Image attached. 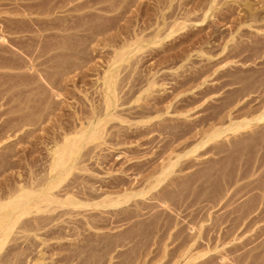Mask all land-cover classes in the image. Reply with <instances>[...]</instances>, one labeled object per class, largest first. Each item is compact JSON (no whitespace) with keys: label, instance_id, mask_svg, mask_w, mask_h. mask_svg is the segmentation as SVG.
Instances as JSON below:
<instances>
[{"label":"rangeland","instance_id":"374dc122","mask_svg":"<svg viewBox=\"0 0 264 264\" xmlns=\"http://www.w3.org/2000/svg\"><path fill=\"white\" fill-rule=\"evenodd\" d=\"M136 42L113 111L130 122L53 191L125 202L25 214L1 264H264V0H0V202L47 176Z\"/></svg>","mask_w":264,"mask_h":264},{"label":"bare ground","instance_id":"6f19581e","mask_svg":"<svg viewBox=\"0 0 264 264\" xmlns=\"http://www.w3.org/2000/svg\"><path fill=\"white\" fill-rule=\"evenodd\" d=\"M212 7H213V5H212ZM172 33L173 32L171 31V33L168 34V36H170ZM158 35H160V34H158ZM172 36H173V34H172ZM155 43H159V41L155 42ZM155 43H153V44H155ZM143 48H144V46H141L140 42H136L133 44H129L128 46H124L123 49H121V51H118L116 53V55L114 56V59H112L113 61H112L111 65H110L109 69L106 71V73L104 75V79H103V83L105 85V88L103 89V95H104L103 107L104 108L102 109L101 112H99V113L96 112V114L92 118H90L88 120V122L85 121L86 123H84L82 121L81 127L77 132H75L74 134L66 135L62 142H60V143L56 142L55 143L56 145L54 144L55 148L52 150V160H51V164H50V171L47 174V176H43L44 178H39V180L36 183H32V185H30L29 187H24V188L20 189L18 194L15 195L13 193L14 195H11L8 198V200L0 202V245H1V249L4 248L3 247L4 243L6 242L10 233L14 230V228L16 227V225L18 224V222L20 221V219L22 218L23 215L33 213V212H40L45 207H48L54 203L56 205H58L57 207H63V206L65 207V205H67V206H73L74 208H80V207L83 208V207H88V206L118 207L125 202L124 200H120L118 197L112 198V197L108 196V197H106L100 201L90 203L91 201H89L90 200L89 198H86L87 200H84V199H80V196L78 198V197H75L74 195H71L70 193H67V192H71L72 190L67 191L66 192L67 194L64 198L59 197L53 191L55 188L60 186L65 181L66 177L68 175H70L73 172V170H75V169H83L86 171L89 170L85 165H84V167L78 166L82 161L81 158L83 156L85 157V155L82 154V151H83V149L85 150V148L88 146V144L93 143V142L95 143V142H97L98 139L104 138L103 134L106 130L107 124L110 121H112L114 119H119L122 122H130L129 119H127L123 116H120V115L113 112L114 110H116V108L120 104V103L118 104V102L121 99L120 95H119V93L121 92L119 90V88H120L119 87V85H120L119 75L120 74H119V71L117 69L122 64V62L127 61L130 58V55L133 52H138V51L142 50ZM62 70H63V68H62ZM118 82H119V84H118ZM154 84L155 83H150L148 88L146 89V91L152 90L154 87ZM121 90H122V88H121ZM125 93H126V91H125ZM57 95L61 96L62 93L58 91ZM141 97H143L142 94L139 96V98H141ZM33 112H34V110H33ZM153 118L154 117H148V119H146V120L144 119L141 122L142 123H151ZM257 119L258 120L264 119V111L258 116ZM237 124L240 128V127H242V125L247 124V122L244 121V122L237 123ZM147 127H149V126H147ZM149 129H150V127H149ZM219 132H220V130L214 131L212 133V135H209L208 138L211 139V138L217 137V136H213V135H218ZM101 144H104V141L99 143L98 145L96 144L97 145L96 147H100ZM93 147H94V145H93ZM194 151L195 150L193 149L191 152H194ZM191 152H186L184 155H180L178 157V159L185 157V155H187L188 153H191ZM89 153H87V154H89ZM175 165H176L175 161H169L168 164H164L163 169L161 171V175H166ZM84 186H85V184H84ZM86 186H87V184H86ZM142 190L143 189L136 191V192L135 191L126 192L123 196L125 198H127L131 194L132 195H134V194L142 195V194H144V192ZM16 191H18V190H16ZM89 192L91 193V191H89ZM89 192H86V196L88 195L91 198L92 193L90 194ZM56 209L57 208H54L52 210H56ZM44 210H46V209H44ZM35 220L37 221V219H34V221ZM25 222L27 223V222H29V220L25 221ZM30 224H31V222H30ZM23 225H25V224H23ZM27 226H28V223H27ZM24 227L26 229V225L23 226L22 228H24ZM34 228H36L35 225H34ZM34 228L31 227V229H34ZM41 228H43L42 225H41ZM1 261H2V259H1ZM4 262L6 263V260ZM8 262H10V260ZM1 263H3V261ZM34 264H36V263H34ZM37 264H38V262H37Z\"/></svg>","mask_w":264,"mask_h":264}]
</instances>
